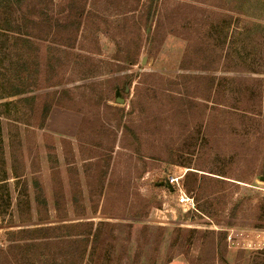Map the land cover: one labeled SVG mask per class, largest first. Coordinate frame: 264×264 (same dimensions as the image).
<instances>
[{"label": "rangeland", "instance_id": "rangeland-1", "mask_svg": "<svg viewBox=\"0 0 264 264\" xmlns=\"http://www.w3.org/2000/svg\"><path fill=\"white\" fill-rule=\"evenodd\" d=\"M9 3L0 264H264V0Z\"/></svg>", "mask_w": 264, "mask_h": 264}, {"label": "built area", "instance_id": "built-area-1", "mask_svg": "<svg viewBox=\"0 0 264 264\" xmlns=\"http://www.w3.org/2000/svg\"><path fill=\"white\" fill-rule=\"evenodd\" d=\"M177 185L180 193L179 203L187 207L188 210L194 209L195 208L194 198L189 196L187 192L183 189V187H181L180 184L177 183Z\"/></svg>", "mask_w": 264, "mask_h": 264}, {"label": "trees", "instance_id": "trees-1", "mask_svg": "<svg viewBox=\"0 0 264 264\" xmlns=\"http://www.w3.org/2000/svg\"><path fill=\"white\" fill-rule=\"evenodd\" d=\"M9 1L10 0H0V16L2 14V10L4 9V7H9L10 6L9 5L10 4ZM5 181H6L5 179L0 180V189L6 188V187H4V186H6V185H4V184H6ZM0 202H1V205H4L5 202H6V199H5V197L3 195H0ZM23 232H26V231L23 230ZM1 252H3V251L0 250V253Z\"/></svg>", "mask_w": 264, "mask_h": 264}, {"label": "water", "instance_id": "water-1", "mask_svg": "<svg viewBox=\"0 0 264 264\" xmlns=\"http://www.w3.org/2000/svg\"><path fill=\"white\" fill-rule=\"evenodd\" d=\"M262 180L264 181V178H262Z\"/></svg>", "mask_w": 264, "mask_h": 264}]
</instances>
